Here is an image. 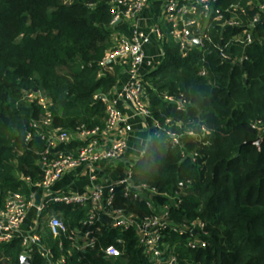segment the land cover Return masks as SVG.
<instances>
[{
	"label": "trees",
	"instance_id": "1",
	"mask_svg": "<svg viewBox=\"0 0 264 264\" xmlns=\"http://www.w3.org/2000/svg\"><path fill=\"white\" fill-rule=\"evenodd\" d=\"M231 1L236 0H218L214 7L224 8ZM112 2L0 0V199L13 192L28 196L40 180L45 142L38 137L26 142L25 136L29 123L43 112L23 100V91L48 95L55 127L73 132L80 125H104L105 104L99 96L109 94L124 72L116 63L99 65L114 46ZM162 30L164 56L142 77L151 139L135 161L133 181L155 189L161 203L178 192L181 204L171 209L176 222H204L205 247L191 249L185 236H171L176 264H264V21L254 28L256 41L240 64L222 62L209 42L182 56L166 24ZM234 32H223L222 41L218 27L209 33L215 44H222ZM232 49L240 56L242 47ZM165 95L179 100L181 107L164 100ZM257 121L259 130L252 129L250 123ZM189 130L197 136L186 135ZM165 131L180 134L181 144L173 145ZM257 138L258 146L239 150ZM69 147L61 144L51 151ZM116 204L148 213L125 201L119 191ZM50 207L70 227L82 217L79 209ZM103 222L95 232V245L85 250L61 237L64 248L72 251L66 264H149L136 248L133 229L119 232ZM39 226L42 243L57 256L58 238L50 234L45 215ZM108 244L122 254L105 258L100 249ZM21 254L20 239L0 244V264H18ZM30 262L50 264L36 247Z\"/></svg>",
	"mask_w": 264,
	"mask_h": 264
},
{
	"label": "built area",
	"instance_id": "2",
	"mask_svg": "<svg viewBox=\"0 0 264 264\" xmlns=\"http://www.w3.org/2000/svg\"><path fill=\"white\" fill-rule=\"evenodd\" d=\"M216 2L218 0H166L162 22L167 25L168 35L172 37L182 56H186L192 47H197L194 41L198 40V49L209 42L222 62L240 64L247 59V48L256 41L254 28L264 21V0H236L224 8L214 7ZM148 3L149 0H113L109 24L116 29L118 22L124 18L134 17ZM212 27L219 28L221 41L224 38L222 33L226 30L235 32L228 40L226 39L227 41L215 44L209 33ZM196 30L198 33H195ZM150 33L161 45L165 43L166 35L157 25L150 29L134 28L130 38L122 36L115 30L114 46L105 54L99 65L104 67L109 61L119 65L125 64L126 79L120 87L112 89L114 91L111 95L99 96L105 104L103 126L80 125L73 132L55 127L49 109L51 100L48 95L38 90H31L23 95L25 102L37 104L43 112L39 120L29 123V130L25 136L26 142L34 137L45 142V149L40 153L41 175L40 180L33 184L36 189L28 196L13 192L0 199V244L20 239L21 256L30 259V253L33 247H36L50 264H66L72 251L64 248L61 237L69 240L75 249L85 250L95 245L97 240L95 232L100 230L99 224L105 221L111 230L124 232L133 229L136 235V248L141 250L149 264H176V255L170 249L172 235L185 236V246L188 248L205 247L204 222L198 218L190 222H176L171 209L180 206L179 193L167 196L165 202H159L157 197L161 194L155 189L147 184L134 183L133 168L136 160L126 155L128 116L119 109L118 103L124 100L135 117L144 121L151 118L142 78L145 73L143 45ZM236 46L242 47L238 57L232 53V48ZM160 56L162 59L163 51ZM163 99L181 107L180 101L173 97L165 95ZM153 124L158 127L156 120H153ZM259 125V121L250 123V127L256 130H259ZM201 130L202 136L206 137L208 133L205 128L202 127ZM165 134L173 145L181 144L180 134L171 131H165ZM186 135L197 136L193 130L187 131ZM61 144L70 147L66 152L51 151ZM187 155L183 153L184 157ZM193 157L196 158L197 154ZM118 159H123L125 168L123 177L117 181L93 184L82 192L70 189L55 192L52 190L54 184L67 171L78 168L93 171L103 163ZM25 181L29 182V178ZM118 191L125 201L134 206H142L148 213L118 206L116 204ZM52 204L79 209L82 211V217L75 226L70 227L61 218V212L49 214ZM31 209L36 213L35 226L23 232L20 226ZM44 215H49L47 227L50 234L58 238L57 256L42 243L39 235L40 219ZM100 250L105 258L118 257L122 254V249L113 244H108Z\"/></svg>",
	"mask_w": 264,
	"mask_h": 264
},
{
	"label": "crops",
	"instance_id": "3",
	"mask_svg": "<svg viewBox=\"0 0 264 264\" xmlns=\"http://www.w3.org/2000/svg\"><path fill=\"white\" fill-rule=\"evenodd\" d=\"M166 0H151L146 5V7L134 17L124 18L116 25V30L119 34L126 38H130L132 30L134 28H147L157 25L161 31L162 30V12L164 9ZM162 45L157 41L153 34L148 35V39L143 45V52L145 54V64L144 71L148 72L156 68L161 62ZM123 68V74L117 82L115 88L121 86V84L126 79L127 66L125 64H120ZM114 88V89H115ZM114 90L110 91L109 95L112 94ZM118 107L127 116V152L126 155L130 156L132 159L136 160L139 158L149 140L151 139V134L149 132V126L146 121L139 117L132 115L131 111L127 107V103L121 100L118 103ZM124 163L123 159H118L114 162L103 163L96 170L89 171L84 168H78L74 170L67 171L53 186V191H58L60 189H70L74 192H82L84 189L92 186L93 184H104L107 182H114L123 177L124 174ZM94 177V179L92 178ZM59 210L52 209L49 214H59ZM35 210L31 209L27 214L26 219L21 224L20 229L23 232H27L33 226H35ZM49 215L45 218L48 219ZM41 227V231H42Z\"/></svg>",
	"mask_w": 264,
	"mask_h": 264
},
{
	"label": "water",
	"instance_id": "4",
	"mask_svg": "<svg viewBox=\"0 0 264 264\" xmlns=\"http://www.w3.org/2000/svg\"><path fill=\"white\" fill-rule=\"evenodd\" d=\"M195 33H198V30L195 31ZM194 44L195 46H199V43H198V40H195L194 41ZM109 63H111V61H109ZM101 98V97H100ZM260 143V138H257L255 140H252V141H246L244 143H242L239 147V150L243 147V146H246V145H255V146H258ZM18 264H31L30 262V259L26 256H20L19 257V263Z\"/></svg>",
	"mask_w": 264,
	"mask_h": 264
},
{
	"label": "rangeland",
	"instance_id": "5",
	"mask_svg": "<svg viewBox=\"0 0 264 264\" xmlns=\"http://www.w3.org/2000/svg\"><path fill=\"white\" fill-rule=\"evenodd\" d=\"M26 92L28 91H23L22 95H24ZM52 209H54L53 207L50 209V212L52 211Z\"/></svg>",
	"mask_w": 264,
	"mask_h": 264
}]
</instances>
